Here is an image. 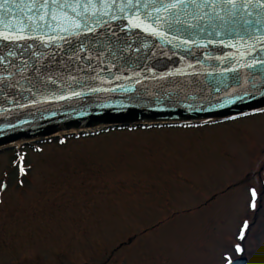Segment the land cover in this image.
<instances>
[{
    "label": "rangeland",
    "instance_id": "obj_1",
    "mask_svg": "<svg viewBox=\"0 0 264 264\" xmlns=\"http://www.w3.org/2000/svg\"><path fill=\"white\" fill-rule=\"evenodd\" d=\"M240 245L264 264V114L0 152V264H225Z\"/></svg>",
    "mask_w": 264,
    "mask_h": 264
},
{
    "label": "water",
    "instance_id": "obj_2",
    "mask_svg": "<svg viewBox=\"0 0 264 264\" xmlns=\"http://www.w3.org/2000/svg\"><path fill=\"white\" fill-rule=\"evenodd\" d=\"M263 108L264 0H0V149Z\"/></svg>",
    "mask_w": 264,
    "mask_h": 264
}]
</instances>
